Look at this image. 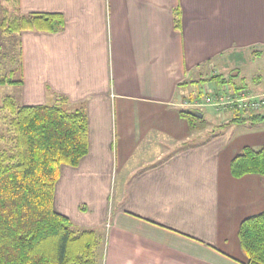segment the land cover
<instances>
[{"label":"crops","instance_id":"obj_1","mask_svg":"<svg viewBox=\"0 0 264 264\" xmlns=\"http://www.w3.org/2000/svg\"><path fill=\"white\" fill-rule=\"evenodd\" d=\"M15 3L19 14L64 16L56 32L19 33L23 103L64 98L87 114L88 153L62 165L54 208L75 231H95L96 264H247L238 232L264 211V175L236 177L231 163L264 146V121L230 122L248 112L205 102L264 93L261 75L237 81L230 61L264 55V0ZM201 108L221 130L242 129L192 143L208 130L181 111L205 118Z\"/></svg>","mask_w":264,"mask_h":264},{"label":"trees","instance_id":"obj_2","mask_svg":"<svg viewBox=\"0 0 264 264\" xmlns=\"http://www.w3.org/2000/svg\"><path fill=\"white\" fill-rule=\"evenodd\" d=\"M62 13H30L4 19L10 33L25 30L56 32ZM15 83L11 77L0 84ZM64 98L57 104H18L6 96L4 107L15 118L14 152L0 149V264H96L97 236L92 229L75 231L71 220L54 208L62 165L76 166L89 150V123L84 109L69 111ZM193 128L203 127L195 111L182 110ZM260 111L236 112L230 122L257 125ZM232 174L264 175V146L246 147L231 163ZM247 264H264V211L244 219L239 228Z\"/></svg>","mask_w":264,"mask_h":264},{"label":"rangeland","instance_id":"obj_3","mask_svg":"<svg viewBox=\"0 0 264 264\" xmlns=\"http://www.w3.org/2000/svg\"><path fill=\"white\" fill-rule=\"evenodd\" d=\"M16 0H0V24L4 19H10L15 15H20L17 9ZM231 62L236 63L237 69L243 71L242 76L237 81H243L249 86H253V76L261 75L258 85H264V55L254 56L245 54L239 59L231 56ZM229 61V60H228ZM229 61V62H230ZM239 64V66H238ZM11 77L15 83L0 84V149L14 152L16 148V132L12 125L15 118L11 110L4 107V99L6 96H12L18 104L23 103L24 93V71L21 58V37L17 33H10L4 30L0 25V78ZM201 87V86H199ZM198 88H196L197 91ZM200 91H205L201 89ZM205 113V118L201 121V125L207 128L208 133L204 138L193 137L192 143L209 139L216 135L232 136L238 129L242 127L232 126L225 130H221V126L217 123L221 120H216L215 114L210 108H201ZM264 126V124H262ZM177 148V147H176ZM181 147L179 146L178 149Z\"/></svg>","mask_w":264,"mask_h":264},{"label":"built area","instance_id":"obj_4","mask_svg":"<svg viewBox=\"0 0 264 264\" xmlns=\"http://www.w3.org/2000/svg\"><path fill=\"white\" fill-rule=\"evenodd\" d=\"M205 103L212 104L213 106L223 105H236L242 112L259 111L264 105V93L253 95L248 91H242L240 95H226L224 97L219 94L207 96ZM203 103V104H205ZM195 105H199L196 103Z\"/></svg>","mask_w":264,"mask_h":264},{"label":"water","instance_id":"obj_5","mask_svg":"<svg viewBox=\"0 0 264 264\" xmlns=\"http://www.w3.org/2000/svg\"><path fill=\"white\" fill-rule=\"evenodd\" d=\"M198 115H199L200 117H202V113H201V112H198Z\"/></svg>","mask_w":264,"mask_h":264}]
</instances>
